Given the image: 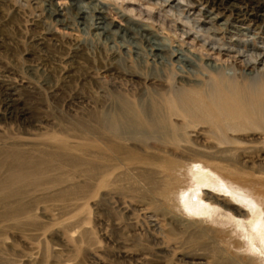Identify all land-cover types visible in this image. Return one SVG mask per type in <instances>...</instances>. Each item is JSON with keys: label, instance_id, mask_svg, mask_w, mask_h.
<instances>
[{"label": "rangeland", "instance_id": "obj_1", "mask_svg": "<svg viewBox=\"0 0 264 264\" xmlns=\"http://www.w3.org/2000/svg\"><path fill=\"white\" fill-rule=\"evenodd\" d=\"M234 4L264 12V0H0V264H264L256 210L223 175L264 174L257 146L143 139L125 120L219 71L264 88V58L238 70L264 57V20L238 22ZM209 196L241 216L210 214Z\"/></svg>", "mask_w": 264, "mask_h": 264}, {"label": "bare ground", "instance_id": "obj_2", "mask_svg": "<svg viewBox=\"0 0 264 264\" xmlns=\"http://www.w3.org/2000/svg\"><path fill=\"white\" fill-rule=\"evenodd\" d=\"M213 4L217 5L216 3ZM231 6L236 13V20L238 22L241 21V17H247L249 22H254L256 25L264 20V12L256 8H251L247 11L241 9L237 4ZM64 9L61 6L58 11L63 12ZM98 14L100 16L103 15L102 13ZM101 19L106 18L105 16H101ZM128 28L126 25H120L119 27L120 30L123 32L127 31V33ZM148 31L145 30L143 33L148 34ZM157 50H160V48ZM189 53L193 54L192 51H189ZM261 56L255 62L248 61L244 68L238 70L244 72L246 69L250 70L256 62L262 63L264 57L262 56L261 58ZM174 58L178 60L177 56ZM178 61H182V59ZM183 61L192 63L193 59L188 57V60ZM215 68V70H219V67ZM183 77L186 78L185 76ZM233 79L221 74L220 71L216 72L214 77H211L212 84L209 85L208 89H202L198 84L186 85L182 89H177V93H174L172 96L170 95L171 93H168L170 96L166 95L160 99V102H156L154 99L145 111L141 112L140 116H136L132 112V117L128 116L125 120L131 122L132 126L130 127L136 129L143 139L165 138L166 140H174L176 139V135L185 132L187 134L190 133L193 137H206L222 145L237 144L240 140L247 141L257 146L256 150L258 153L264 155V132L257 130L261 127L263 128L264 125V118L261 116L264 112V88L252 89V86L247 87ZM118 129L119 126L117 127ZM251 149H255V147ZM223 161L228 163L229 166H234V161L231 159ZM239 164L243 167L241 166L242 168H240L235 164V168H238L237 171L234 172L228 169V172L223 174L228 179L227 183L229 185H227V191L255 208L257 221L255 226L264 229V185L262 186L257 183V180L260 178H257L259 176H256L255 173L259 172L261 176L264 174L261 173V170L258 171L251 168L247 163ZM224 170L226 171V169ZM248 170H252L253 172L249 173ZM252 177L255 178L253 179ZM246 180L254 181L247 182ZM250 184H254V188ZM185 192L187 193V190ZM193 195H195L196 201H198L193 204V207L202 208V204H207L205 200L208 196L205 197L204 194L196 192ZM193 195H190V204L193 202ZM208 200L211 201L210 208H207L210 214L215 212L221 214L220 209L229 211L226 218L232 222L235 218L241 216L239 208L237 209L234 206L228 205V202L226 203L224 200H218L215 196H209ZM215 201L219 202L220 205L215 204ZM218 232L219 234L221 233L220 231Z\"/></svg>", "mask_w": 264, "mask_h": 264}]
</instances>
